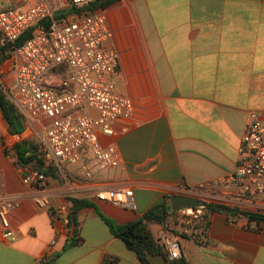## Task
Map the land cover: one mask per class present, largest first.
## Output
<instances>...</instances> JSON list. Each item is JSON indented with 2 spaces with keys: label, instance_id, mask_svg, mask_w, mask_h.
I'll return each mask as SVG.
<instances>
[{
  "label": "crops",
  "instance_id": "crops-1",
  "mask_svg": "<svg viewBox=\"0 0 264 264\" xmlns=\"http://www.w3.org/2000/svg\"><path fill=\"white\" fill-rule=\"evenodd\" d=\"M101 11L119 53L116 92L134 106L130 119L113 124V135L99 137L117 148L120 166L92 182L56 176L43 189L51 208L70 210V198L93 204L77 212L78 242L69 246L73 227L34 205L37 192L0 149V191L17 201L9 216L13 238H0V264H39L55 235L46 264H102L108 257L140 264L98 212L134 222L164 196L223 179L234 171L249 112L264 111V0H119ZM95 188L132 190L134 209L96 201ZM233 191L209 189L217 196ZM257 206L248 210L264 214V199ZM150 229L155 239L163 228ZM206 240L178 239L186 264H264V221L232 222L214 212ZM148 261L167 264L160 254Z\"/></svg>",
  "mask_w": 264,
  "mask_h": 264
},
{
  "label": "built area",
  "instance_id": "built-area-1",
  "mask_svg": "<svg viewBox=\"0 0 264 264\" xmlns=\"http://www.w3.org/2000/svg\"><path fill=\"white\" fill-rule=\"evenodd\" d=\"M92 0H0V52L13 73L5 90L11 104L25 120L38 129L42 137L26 156L37 159L27 165L14 164L21 181L37 192L33 203L48 210L70 229L68 207H50L44 188L53 176L71 183L69 173L92 182L107 169L120 166V156L113 144L103 145L100 135H113V124L134 114L130 98L116 92L113 77L119 69V53L111 45L112 33L101 10L71 14ZM33 28L21 45L16 42ZM65 65L63 78L48 73ZM14 163V160H12ZM234 171L216 182L197 189H180L179 195L193 197L203 206L170 211L169 225L160 229L156 241L169 260H178L182 252L178 239H205L206 208L210 204L240 211L259 208L264 199V111H250L242 134ZM230 185L233 193L217 196L213 186ZM93 198L117 208L134 209L130 189L95 188ZM15 198L0 191V238L10 240L13 231L10 213ZM251 212V211H250ZM256 229L255 225L251 226ZM58 236L55 235L39 264L53 257Z\"/></svg>",
  "mask_w": 264,
  "mask_h": 264
},
{
  "label": "trees",
  "instance_id": "trees-1",
  "mask_svg": "<svg viewBox=\"0 0 264 264\" xmlns=\"http://www.w3.org/2000/svg\"><path fill=\"white\" fill-rule=\"evenodd\" d=\"M119 0H92L88 5L80 9H71V14L81 11H95V10H104L111 5L115 4ZM33 28L28 29L22 37L16 42L15 46L21 45L27 38H29ZM66 67L65 65H60L57 68L51 70L48 73L50 77H59L63 78ZM6 91L3 88V85L0 81V115L7 126V132L10 136H21L25 133V125L23 124L21 116L18 114L16 108L11 104ZM36 145L23 140L17 142L9 151L2 150L5 156L12 157L14 159V164L27 165L33 160L37 159L36 155L26 156L28 151L34 150ZM45 173L48 176L56 177L52 171L47 170ZM169 196H164V200L152 208H150L142 217V219L128 222L124 224H118L114 220L102 215L98 212L99 216L109 229L110 233L119 238L126 246V248L135 253L140 264H150L148 261L149 254H160L165 258L167 264H186L185 259L182 257L178 260H169L168 255L164 248L154 239V236L151 232L150 225H158L163 229H166L169 225V215H170V206L168 202ZM69 202L71 204L70 214L73 215L74 223H71L72 236L69 246H74L78 239H76L78 232V223H77V212L82 208L92 207L93 204L85 199L70 198ZM223 211L224 214L229 218L230 221L234 222L237 217L241 216L246 218L249 222L259 223L264 221V214L250 212V211H240L236 208H229L222 205H217L215 203L210 204L206 208V221L207 224L204 227L205 231L208 232L209 223H210V214ZM71 220V217H70ZM207 236L205 239H196L195 241L200 244L205 245L208 240ZM102 264H118L117 258L108 257Z\"/></svg>",
  "mask_w": 264,
  "mask_h": 264
},
{
  "label": "rangeland",
  "instance_id": "rangeland-1",
  "mask_svg": "<svg viewBox=\"0 0 264 264\" xmlns=\"http://www.w3.org/2000/svg\"><path fill=\"white\" fill-rule=\"evenodd\" d=\"M12 70L11 66L5 61L0 66V81L3 85V88L5 90L6 87H9L10 82L12 81ZM6 91V90H5ZM7 93V92H6ZM23 121V124L25 125V133L21 136H10L7 132V126L5 122L3 121L1 115H0V149L9 151L17 142L26 140L34 145H38L40 142V139L42 137L41 132L39 131L40 128L36 129L34 128L31 123H29L27 120L23 118V116L18 113ZM9 160H14L12 157L7 156Z\"/></svg>",
  "mask_w": 264,
  "mask_h": 264
},
{
  "label": "water",
  "instance_id": "water-1",
  "mask_svg": "<svg viewBox=\"0 0 264 264\" xmlns=\"http://www.w3.org/2000/svg\"><path fill=\"white\" fill-rule=\"evenodd\" d=\"M4 59V54L0 52V62ZM170 210L176 212L179 209L186 207L203 206V202L190 196L174 194L169 196L168 199ZM71 223H74L73 215H70Z\"/></svg>",
  "mask_w": 264,
  "mask_h": 264
}]
</instances>
